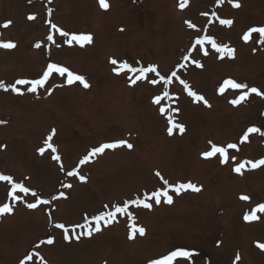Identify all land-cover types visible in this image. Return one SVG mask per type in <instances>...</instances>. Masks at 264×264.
<instances>
[{"label": "rangeland", "instance_id": "1", "mask_svg": "<svg viewBox=\"0 0 264 264\" xmlns=\"http://www.w3.org/2000/svg\"><path fill=\"white\" fill-rule=\"evenodd\" d=\"M107 2L104 10L99 0H0V25L11 21L9 27H0V40L16 44L14 49L0 48V81L9 85L39 79L55 63L83 75L90 85L68 84L67 74L54 72L34 93L27 90L30 85H17L20 93L0 89V121L5 122L0 124V174L23 183L41 199L59 192L66 196L29 209L27 203L36 198L18 192L22 199L14 201L11 185L0 181V206L13 208L0 215V264H150L178 249L190 256L177 257L173 264H264V249L258 247L264 244V213H257L258 220H244L264 203V165L252 169L246 164L241 173L233 171L241 162L264 159V95L250 93L233 105L230 101L247 89L219 91L232 79L264 93V43L259 33L243 39L250 28L264 27V0H188L183 9L182 0ZM30 15L35 19L29 20ZM49 21L69 33L90 34L93 40L83 47L75 41L69 45ZM203 36L233 48L234 58L221 59L208 42L193 49ZM112 58L137 68L155 65L161 76L168 78L173 71L176 76L167 85H153L149 80L159 77L148 73L147 79L131 85L128 77L139 73L116 75ZM181 80L210 106L189 96ZM156 96L163 97L159 105L153 102ZM169 117L185 131L173 128L170 135ZM253 127L260 131L241 143ZM53 129L50 143L56 152L46 149L41 154ZM120 140L133 147L107 149L80 164L93 148ZM210 141L220 147L237 145L228 149V163L220 162L219 153L203 158L211 150ZM54 155L60 156L59 162ZM74 169L86 179L66 174ZM157 172L170 185L191 182L201 191L177 195ZM157 190H167L173 202L163 197L159 204L147 201L151 209L129 204L125 213H117L113 223L102 224L90 237L68 241L54 226L63 223L74 236L82 230L72 233V226L84 224L85 216L112 211ZM241 195L250 199L241 200ZM130 215L145 235L129 238ZM49 237L54 239L51 245L46 243Z\"/></svg>", "mask_w": 264, "mask_h": 264}, {"label": "snow or ice", "instance_id": "2", "mask_svg": "<svg viewBox=\"0 0 264 264\" xmlns=\"http://www.w3.org/2000/svg\"><path fill=\"white\" fill-rule=\"evenodd\" d=\"M222 2H223V0H217L218 4L222 3ZM229 2L231 3L232 0H229ZM187 3H188V0H182V2L180 4L181 9L186 7ZM99 5L104 10H107L109 8V4H108L107 0H99ZM233 6L234 7H240V5L238 3H234ZM205 15H206V13H205ZM28 19L32 20V19H35V17L30 15L28 17ZM49 23L51 24L50 21H49ZM186 23H187L189 28H195V25H193L191 22L186 21ZM220 23L223 25L231 26L233 21L232 20H220ZM10 24H11V21H6L2 25H0V27L7 28V27H9ZM51 28H53L57 32H59L62 37H65L66 38L65 43H67L69 45H71L73 43V41H75L77 44H79L81 47H83L86 43H91L93 40V37L90 34L69 33V32L63 31L62 29H59L57 27V25H55V24H51ZM253 33H259V36L261 38L259 42L264 43V27H252V28H250L243 36L244 41L247 42L250 38H252ZM47 40L52 41L53 44L56 43V41L54 40L52 35H48ZM205 42L210 43L211 47L213 49H215L218 53L221 54L220 55L221 59H223L225 56L230 57V58H234L235 50L233 48H230L227 45L218 44L214 39H212L208 36H203V37L197 38L195 40L194 45H193V49H195V45H203ZM57 46H59V45H57ZM15 47H16V44L13 42H10V41L5 42L3 40H0V48L14 49ZM35 47L39 48V47H41V45L39 43H37L35 45ZM203 54L205 56H207L209 53H208V51L205 50ZM189 55H190V53H189ZM189 55H185L183 57V59L188 60ZM110 63L112 65H116V67H114L112 69V71L116 75H120L121 72H127V73H133V74L139 73L138 75H135L134 78L132 76L128 77L131 85H135L138 81L147 79L148 73H155L156 76L159 77V80H157V79L149 80V83H151L153 85L159 83L160 81H163L164 84L167 85V84L171 83V77L176 76L175 71H173L168 78L161 76L160 73L157 71V67L155 65H149L147 67L141 66V67L137 68V67L131 66L127 61L120 62V61L116 60L115 58L110 59ZM193 63L196 65V67H202L203 66L202 64H200L199 61H193ZM178 67L184 68L185 65L180 64ZM54 72L59 73L61 76H64L65 74H67V83L68 84H72V83L78 81L80 84L83 85L84 88L90 87V85L86 81V78L83 75L75 74L66 67L58 66L55 63H51V64L47 65V69H46V71L43 72L41 78L33 79V80L18 79L13 84H9V85H5L4 82L0 81V89H3L4 91H8L10 88L11 91L16 92V93H20V89L17 87V85H30V87H28L27 90L29 92L34 93V92H36L38 87L44 86V84L49 80L50 75ZM180 82L184 85V88L187 90V94L189 96L193 97V99L196 102L203 101V103L206 106H210V105H208V101L202 95H199L196 92L192 91L190 89L189 85L185 81L181 80ZM228 87H230L232 89H247V91L244 92L243 94H241L238 98L230 101V103H232L233 105L240 104L243 100H245L247 98V96L250 93H255L257 95H264V93H261L257 88H255V87L249 88L248 85L237 83L232 79L225 80L223 82L222 86L220 87L219 91L221 93H223L225 91V89ZM164 96H168V93L165 92ZM162 99H163V97L156 96L154 98L153 102L155 104L159 105L161 103ZM160 111L162 113H164L166 111V109L162 107V108H160ZM175 111L178 112V109H175ZM3 123H5V122L0 121V124H3ZM169 124L172 125L171 127L168 128V133L170 135L173 133V128H178L181 133H183L185 131L184 125L176 124L172 120L171 117H169ZM259 131H260L259 129L254 128V127L249 128L247 130V132L242 136L241 143H243L244 141H246L248 139L249 133H256ZM54 135H55V129H53L52 133L46 138V140H45V146L46 147L39 149V152L41 154H43L46 151V149H51V151L53 153L56 152V148L53 147L52 143H50L52 141ZM261 135H264V133H261ZM209 144L211 145V150L203 152L202 153L203 158L208 159V158L215 156L217 153H219L220 157H221V161H220L221 163H228V149L229 148H231V149L237 148L236 144H229V145H227V147L217 146V145L213 144L211 141L209 142ZM120 146H126L128 149H131L133 147V145L131 143H128L126 140H120V141L111 142V143H104L98 147L93 148L88 153V155H86L85 157H83L81 159L80 164L83 165L85 163H88L92 157L103 154L105 152V150H107V149H115V148H118ZM52 158L54 160H56L57 162H59L61 159L59 155H54ZM232 159L235 160V157H233ZM246 164L250 165L252 169H256V168L260 167L261 165H264V159H260V160H257L255 162H252V161L241 162L236 167H234L233 171H235L236 173H241V170L245 168ZM61 169L63 170L62 164H61ZM66 174L68 176H79V179L81 181H84L86 179L84 176L79 175L78 169H74L72 171H69ZM156 175L159 176L163 180L164 185H166L168 188H171L177 195H179L182 191H186L188 189H191L194 192L201 191V188L197 187L195 184H193L191 182L179 183L176 185H170L167 180L163 179V177L161 176V174L159 172H157ZM0 181H7L11 185V192L9 193V195L12 197V199L14 201L22 199L20 196L17 195L18 192L24 193L25 195L30 194L32 197L36 198L35 203H27L26 206L29 209H35L39 205H49L52 203L53 200H56V199L61 198V197L66 198L64 192H59L58 196H53L50 200L41 199L35 191H32L28 187H25L23 183L14 182L12 177L8 176V175L0 174ZM62 187L70 188L71 185L70 184H64V185H62ZM161 197H163L165 202L168 204H171L173 202V198L171 195L168 194L167 190H157V191L151 193L150 195L146 193L144 195L143 199L137 198V199L132 200V201H125L124 206L115 205V206H113L114 210H112V211H102L99 214H97L91 218L85 216V218H84L85 223L84 224H77V225L72 226V228H71L72 233H76L77 228L82 230L81 232L76 233L74 236L69 235L70 230L63 223H58V224H55L54 226L56 228L62 229L64 231V239L65 240L70 241L73 238L76 240H79L81 238V236H89L90 237V236H92L93 232H100L102 230V227H101L102 224L104 226H107V225L113 223L115 218H116L117 213H120V214L125 213L127 211V207L129 204H135L137 206H143L144 208L151 209L152 204L148 203L147 201L154 200V202L156 204H159V203H161ZM240 199L244 200V201H248L250 199V197H248L247 195H241ZM107 207L108 206L105 205V208H107ZM12 212H13V208L10 207L7 203L0 206V215L10 214ZM257 213H264V203H260L255 208H253L250 214H246L244 216V220L245 221L258 220L259 217L257 216ZM129 219L132 221V224L130 226L131 231H130L129 238L130 239L134 238L137 233L140 236L145 235L146 230L143 227L136 226L135 218L130 215ZM46 243L51 245L54 243V239L49 237L47 239ZM258 247H260L261 249H264V244H258ZM189 256H190L189 252L184 251L182 249H178L176 251H172L168 255H165L162 259H155V260L150 261V264H173V261L177 257H189ZM28 259L31 260L32 257H28ZM239 260H240V256L237 255L236 261H239Z\"/></svg>", "mask_w": 264, "mask_h": 264}]
</instances>
